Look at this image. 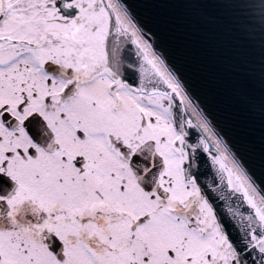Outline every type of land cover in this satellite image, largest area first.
Wrapping results in <instances>:
<instances>
[{
    "label": "snow or ice",
    "instance_id": "1",
    "mask_svg": "<svg viewBox=\"0 0 264 264\" xmlns=\"http://www.w3.org/2000/svg\"><path fill=\"white\" fill-rule=\"evenodd\" d=\"M186 7L231 128L135 0H0V264H264V0Z\"/></svg>",
    "mask_w": 264,
    "mask_h": 264
},
{
    "label": "water",
    "instance_id": "2",
    "mask_svg": "<svg viewBox=\"0 0 264 264\" xmlns=\"http://www.w3.org/2000/svg\"><path fill=\"white\" fill-rule=\"evenodd\" d=\"M141 16L152 25L160 35V42L170 51L180 69L197 89L203 91L220 112L222 120L231 128V112L213 87L212 74L209 68V55L204 37L203 26L198 16L186 5L206 3L210 0H135ZM219 2V0H218ZM210 14L228 21V12L222 8H210ZM244 46L248 59L256 62L259 59L258 43L245 40ZM243 137L242 147L254 168L256 175L264 179V144L261 143L259 124L249 126L247 123L239 130Z\"/></svg>",
    "mask_w": 264,
    "mask_h": 264
}]
</instances>
